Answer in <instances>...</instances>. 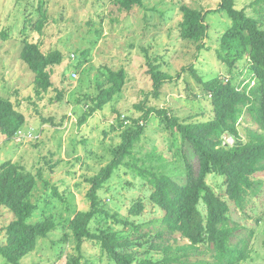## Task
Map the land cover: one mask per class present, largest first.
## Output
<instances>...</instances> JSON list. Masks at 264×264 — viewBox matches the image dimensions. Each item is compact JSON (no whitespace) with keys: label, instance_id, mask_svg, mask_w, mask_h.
I'll return each mask as SVG.
<instances>
[{"label":"rangeland","instance_id":"rangeland-1","mask_svg":"<svg viewBox=\"0 0 264 264\" xmlns=\"http://www.w3.org/2000/svg\"><path fill=\"white\" fill-rule=\"evenodd\" d=\"M253 1L234 0V6L264 23V0ZM220 2L143 0L142 6L125 10L115 0H0V96L8 98L24 115V123L12 138L0 133V164L18 161L25 170L36 174L31 200L37 202L38 209L33 220L52 215L59 222L47 237L38 238L36 248L18 264H65L76 253L66 221L77 211L89 208V179L112 159L121 142V131L126 128L124 121L131 125L139 119L144 129L135 145V156L147 159L154 152L148 161L183 182L180 140L172 138L159 114L154 112L144 120L143 111L137 106L144 103L166 110L184 122L211 118L210 95L189 66L203 80L230 79L238 89L247 82L249 86L253 84L247 58L237 61L228 72L217 57L220 37L230 25L227 14L217 10ZM182 6L207 11L206 38L193 41L182 37ZM25 41L38 43L43 52L57 50L62 56L47 91L32 83L33 75L20 58ZM78 61L83 63L75 69ZM149 64H158L160 70L173 76L179 74L173 82L163 85L159 98L150 94ZM105 68L124 70L121 90L102 109L82 120L90 105L86 95L97 94L98 83L105 81ZM238 123L244 141L246 129H256V125L246 112ZM222 140L228 145L235 141L228 133L222 135ZM182 147L186 152L187 147ZM254 176L260 182L246 193L242 206L237 207L224 197L230 207L228 224L234 227L230 245L237 249L245 245L244 258L234 264H264V172ZM206 181L216 193L224 192L221 175L210 173ZM151 191L152 187L133 170L119 166L98 194L105 209L128 224L109 216L100 225L93 223L91 230L108 228L128 236L137 241L130 247L136 259L160 260L163 253L149 244L162 240L154 235L166 230L162 223L164 211L150 200ZM138 200L144 203V209L138 216H130L128 209ZM198 208L205 215L203 202ZM12 218V212L0 205V242L5 239L4 227ZM164 238L173 246L188 243L178 233H165ZM215 261L212 244L205 241L184 264H217ZM0 264H7L1 256ZM82 264L115 263L96 242L85 240Z\"/></svg>","mask_w":264,"mask_h":264},{"label":"trees","instance_id":"trees-1","mask_svg":"<svg viewBox=\"0 0 264 264\" xmlns=\"http://www.w3.org/2000/svg\"><path fill=\"white\" fill-rule=\"evenodd\" d=\"M115 1L125 10L143 4V0ZM260 1L262 0H254L252 3ZM217 10L224 11L230 19L229 27L220 37L217 57L228 67V72L236 66L237 61L247 58L253 84L249 86L247 82L238 89L230 79L223 81L213 77L203 80L189 66L194 78L210 95L211 118L184 122L177 116L169 115L166 110L146 106L144 103L137 106L142 109L141 118L144 120L154 112L159 114L161 123L172 138L180 140L178 150L183 158L184 180L177 182L171 175L161 171L160 165L151 164L149 161L154 152L149 153L147 159L135 156V145L141 140L144 129L139 119H135L131 125L126 124L112 159L89 179V208L77 211L66 221L75 242L76 253L70 255L65 264H82V245L85 240L96 242L115 264H184L189 254L198 251L199 244L205 241L212 244L217 264H234L244 258L245 245L241 249L230 245L234 227L228 224L230 207L224 197L235 206H242L246 193L260 182L254 179V175L264 172V23L248 16L243 8H235L234 0H221ZM181 11L179 28L182 37L193 41L206 38L207 11L187 6H182ZM40 26L39 24L38 28ZM20 58L33 75L32 83L41 91H47L52 86L54 67L62 61L61 54L57 50L43 52L38 43L25 41ZM82 63L83 61H78L74 68L80 67ZM149 73L152 80L150 94L154 98H159L163 85L173 82L179 76L160 70L158 64H149ZM103 74L105 81L98 83L97 94L86 95L90 105L82 120L102 109L121 90L125 78L123 69L114 71L105 68ZM61 95L62 92H59L58 98ZM243 112L256 125V129H246L244 141L237 128ZM23 123V113L8 98L0 96V133L10 139ZM224 133L235 139L233 145L223 142ZM182 145L187 147L186 152ZM121 165L133 170L152 187L150 200L164 211L162 223L166 230L154 235L162 240L149 244L150 248L163 253L160 260L136 259L130 247L136 245L137 241L128 236L123 237L108 228H101L98 232L91 230L93 223L100 225L109 216L128 224L127 220L123 221L109 213L98 194L110 175ZM210 173L223 177V193H216L208 185L206 177ZM36 183L37 175L25 170L18 161L6 160L0 164V205L13 214V218L4 227L5 239L0 242V256L7 264H18L22 257L36 248L38 238L47 237L59 224L52 215L33 220L38 209L37 202L31 200ZM200 202L205 204V215L198 208ZM143 209L144 203L138 200L129 207L128 214L138 216ZM165 233L170 236L178 233L188 243L175 246L165 243Z\"/></svg>","mask_w":264,"mask_h":264},{"label":"built area","instance_id":"built-area-1","mask_svg":"<svg viewBox=\"0 0 264 264\" xmlns=\"http://www.w3.org/2000/svg\"><path fill=\"white\" fill-rule=\"evenodd\" d=\"M73 76L76 77V72L73 73ZM128 121H124V124L126 125Z\"/></svg>","mask_w":264,"mask_h":264}]
</instances>
